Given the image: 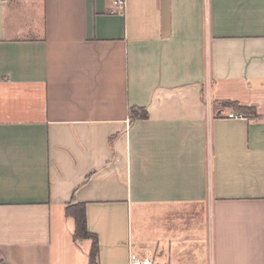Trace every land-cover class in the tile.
<instances>
[{
	"label": "crops",
	"instance_id": "crops-1",
	"mask_svg": "<svg viewBox=\"0 0 264 264\" xmlns=\"http://www.w3.org/2000/svg\"><path fill=\"white\" fill-rule=\"evenodd\" d=\"M112 2L0 0V264H264V0Z\"/></svg>",
	"mask_w": 264,
	"mask_h": 264
},
{
	"label": "trees",
	"instance_id": "trees-1",
	"mask_svg": "<svg viewBox=\"0 0 264 264\" xmlns=\"http://www.w3.org/2000/svg\"><path fill=\"white\" fill-rule=\"evenodd\" d=\"M138 112H141L139 115ZM146 113L143 109H134L130 110V118L138 119L144 118ZM65 214L70 216L74 221V233L73 239L76 240H90L91 249L89 252V262L88 264H99L98 263V243L97 238L94 235H91L86 228L85 222V213L84 206L82 204L68 205L65 208Z\"/></svg>",
	"mask_w": 264,
	"mask_h": 264
},
{
	"label": "built area",
	"instance_id": "built-area-1",
	"mask_svg": "<svg viewBox=\"0 0 264 264\" xmlns=\"http://www.w3.org/2000/svg\"><path fill=\"white\" fill-rule=\"evenodd\" d=\"M113 6L118 8L123 5V0H113ZM114 12V11H113ZM228 119H241L242 115L239 113H229L226 115ZM128 264H154L151 259L148 258H138L133 254H130Z\"/></svg>",
	"mask_w": 264,
	"mask_h": 264
}]
</instances>
